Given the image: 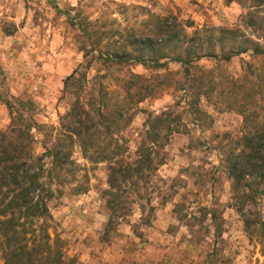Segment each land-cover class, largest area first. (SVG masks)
I'll use <instances>...</instances> for the list:
<instances>
[{
  "label": "rangeland",
  "instance_id": "374dc122",
  "mask_svg": "<svg viewBox=\"0 0 264 264\" xmlns=\"http://www.w3.org/2000/svg\"><path fill=\"white\" fill-rule=\"evenodd\" d=\"M53 3L77 17L89 29V39ZM245 12L237 0H0V129L11 123L7 101L22 99L41 127L33 130L34 152L40 155L44 141L63 138L62 118L78 98L88 101L101 94L112 103L124 98L131 74L153 77L182 70L169 59L162 60L168 64L160 69L136 63L106 66L99 50L139 55L140 46L131 42L134 32L151 30L157 18L165 17H176L190 35L193 22L207 46L210 38H219V28L244 24ZM92 47L96 51L84 58L83 49ZM220 47L219 42L218 55ZM149 53L143 56L149 59ZM217 60L195 64L199 73L213 70L214 83H219L213 91L211 86L202 88L212 93L209 100L201 96L190 105L185 91L167 88L159 96L131 103L122 129L102 135L122 145L127 141L125 156L134 159L152 116L171 112L177 127L165 146V163L141 190L143 199L131 194L128 201L135 203L123 210L126 215L107 235L109 163L90 161L77 141L72 144V164L59 177L52 174L54 196L49 201L51 243L57 239L64 264H264V237L247 232L225 162L243 135V115L232 108V95L242 94L235 91V83L249 80L245 63L253 59L243 54L230 62ZM75 70L76 82L65 90L64 82ZM244 209L264 221V195ZM0 264H5L1 251Z\"/></svg>",
  "mask_w": 264,
  "mask_h": 264
},
{
  "label": "trees",
  "instance_id": "16d2710c",
  "mask_svg": "<svg viewBox=\"0 0 264 264\" xmlns=\"http://www.w3.org/2000/svg\"><path fill=\"white\" fill-rule=\"evenodd\" d=\"M237 1L246 10V21L232 28H219V38H210L207 46L202 31L194 27L193 22L188 25L195 29L190 35L185 27H180L176 17H165L157 18L151 30L149 27L148 30L134 32L136 39L131 42L140 46L141 54L99 50L98 57L103 59L106 66L136 63L160 69L168 64L162 60L169 59L170 62L179 63L182 70L153 77L131 74L124 85V98H116L118 101L112 103L101 94L88 101L85 97L83 101L78 98L62 118L63 138L57 137L50 143L44 141L45 151L40 155L34 152L36 140L33 130L40 131L41 127L32 111L26 108V102L22 99L13 103L7 101L11 123L7 128L0 129V251L5 264H64L61 248H56L57 239L54 244L51 243L49 201L54 196L52 174L59 177L66 166L72 164V144L75 141L85 158L94 163H109L110 189L106 195L110 198V214L105 235L113 231L118 218L126 215L122 213L123 210H130L135 203L128 201L131 194L143 199L141 190L153 182L159 167L165 163L164 149L177 127L171 112L152 116L134 159L125 156L127 141L122 145L119 139L112 141L110 136L102 138V135H110L112 128L117 133L122 129L121 120L126 118V110L131 103H141L150 97L159 96L167 88L175 92L185 91L190 96V105L195 104L201 96L209 100L212 93L202 88L211 86L209 89L213 91L219 83H214L213 70L199 73L195 64L208 58L230 62L243 54L253 59L245 63L249 80L235 83V91L242 90V94L232 95V108L243 115V135L226 155L225 162L232 180L235 207L247 232L250 235L261 232L260 236L264 237V221L260 216L251 218L244 209L247 204L254 206L257 198L264 195V189H261L264 186V0ZM53 6L89 39V29L77 17L62 11L54 3ZM246 30L252 31V34L248 35ZM219 42L220 55L215 51ZM166 49L171 53H166ZM83 51L84 58H88L90 51L96 49L92 47L89 51ZM145 52H150L149 59L143 56ZM76 75L77 70L66 78L65 90L75 84ZM176 75L180 79L174 81L172 76ZM208 75L211 76L206 81ZM47 159L51 164L49 169L46 168L49 164ZM45 176L48 179L44 180ZM128 202L131 203L129 207ZM141 209L143 212L144 204ZM150 210H154V207ZM143 222L151 225L150 218H144Z\"/></svg>",
  "mask_w": 264,
  "mask_h": 264
}]
</instances>
